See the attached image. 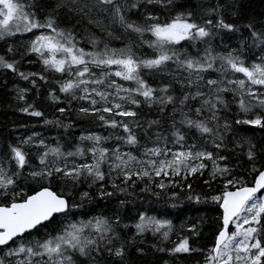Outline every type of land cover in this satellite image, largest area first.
Masks as SVG:
<instances>
[{"label":"snow or ice","instance_id":"snow-or-ice-1","mask_svg":"<svg viewBox=\"0 0 264 264\" xmlns=\"http://www.w3.org/2000/svg\"><path fill=\"white\" fill-rule=\"evenodd\" d=\"M149 5H159L165 10L164 17ZM66 6L64 0H0V39L32 33L27 51L38 57L46 71L61 74L56 81L59 92L72 100L85 101L86 106L78 109L80 114L93 116L104 126L122 129V134L116 137L114 146H106L104 142L110 136L81 132L77 143L63 150L59 142L53 146L33 132L0 148V264H114L113 257L119 258L121 264H132L125 259L132 241L146 233L169 240L174 229L172 220L150 214L149 210L138 211L132 223L135 231L129 238L121 234L128 225L122 224L119 214L83 219V214L73 211L81 204L70 199L63 189L84 177L90 184L100 182V197L112 195L105 192V183L120 192L137 181L144 184L141 191L152 192L153 184L160 190L169 185L191 190L187 177L204 172L208 179L203 182L209 187L213 182L222 184L216 194L204 197L217 204L219 210L211 242L194 249L190 235L177 232L172 247L164 249L153 244L152 248L169 253L199 251L202 264H264V145L257 148L250 138L240 135L232 120L220 116L222 109L235 104V125L264 129V21L249 19L242 26L235 20L229 22L221 14L219 4L209 3L197 15L175 0H96L94 7L108 20L101 29L105 36L114 37L111 26L120 25L126 33L138 36L140 44L153 49L151 55L140 56L133 50L131 39L115 48L104 37L90 34L91 48L79 46L76 31L58 23L57 10ZM178 7L182 10L177 11ZM232 8V15L240 19L242 0H233ZM133 10L140 13L136 20L130 19ZM89 23L100 25V21ZM241 27L248 35L238 48L225 44L223 51H217L210 42L221 30L228 36L240 32ZM146 33L152 38L145 39ZM180 41L191 42L195 54L178 49ZM197 41L206 46L197 48ZM245 49L250 55L245 54ZM8 51H12L11 45ZM0 68L11 70L24 80L35 76L47 79L42 73L19 71L16 61L4 56H0ZM143 69L167 72L171 80L154 87L142 74ZM173 81L181 89L179 95L170 94ZM31 83L35 85L36 80L33 78ZM26 91L19 89L18 99L24 100ZM54 92L55 89L50 91L49 96L57 101L60 97ZM228 92L231 100L226 99ZM142 104L160 105V112L165 111L164 105H174L169 127L155 132L144 143L133 131L141 127L135 120L138 113L133 106ZM29 109L30 115H43L31 104L19 110L29 113ZM57 111L63 113L65 109ZM148 124L159 122L152 120ZM193 128L199 137L193 136L189 141L187 130ZM228 131L233 135L231 149L225 141ZM169 143L172 147H168ZM25 146L36 147L34 159L38 163L32 162ZM242 156L246 157L243 162ZM233 158L236 164L232 163ZM237 165L248 175L234 174ZM157 177L160 179L155 180ZM21 178L35 187L21 183ZM152 194L161 197V192ZM167 195L173 201L178 198L176 191ZM185 198L199 202L201 196L193 197L190 192ZM85 199H92L89 192H80V200ZM180 227H184L183 223ZM187 227L192 237L197 236L196 224ZM41 229H45L42 234ZM135 252L146 254L138 246Z\"/></svg>","mask_w":264,"mask_h":264},{"label":"trees","instance_id":"trees-1","mask_svg":"<svg viewBox=\"0 0 264 264\" xmlns=\"http://www.w3.org/2000/svg\"><path fill=\"white\" fill-rule=\"evenodd\" d=\"M48 2H51V0H48ZM175 3L182 5L183 9L193 11L197 15L200 14L201 7L209 3L212 5L219 4L221 6V14L225 16L229 22L235 20L236 23L241 24V26L246 24L249 19H253L257 22L264 21V0H242L243 15L240 19L232 15L233 0H175ZM148 7L155 8L161 18L164 17L165 10L159 5H149ZM176 10L179 11L182 9L178 7ZM44 11H46V9ZM57 15L59 17L58 23L60 27L72 28L76 31L79 46L81 47L86 49L91 48V45L88 43L90 34H95L96 36L107 39L103 33L86 23L81 16L79 17L75 13H71L66 9H58ZM129 15L130 19L136 20L140 13L133 10ZM120 28L124 37H126L128 41L131 39L133 44L135 46L137 45V47L133 49L136 51L137 55L147 56L152 54L153 49L149 48L147 45L140 44V38L138 36L126 33L122 27ZM22 33L23 32L16 33L13 36L0 39V56H4L5 59L8 60H15L19 71L25 73H42L47 79L41 80L39 76H35L29 77L28 80H24L11 70L0 68V148H3L8 142L15 143L18 139L29 136L35 132L40 138L45 139L47 143L55 146L57 142H59L63 150H68L77 143V139L81 135V132L87 133L89 131L95 132L101 136H110L111 138L105 141L104 144L106 146H114L117 142L116 137L122 134V129H113L104 126L100 124L99 121H95L93 116L80 114L78 109L82 106H86V102L72 100L71 96L68 94L59 92V85L56 81L61 78V74L51 70L46 71L38 57L34 53L27 51V42L16 43V37H21ZM247 35L248 33L243 31L242 27L240 32L228 36H225L224 31L221 30L217 36L211 38L210 42L217 51H223V45L225 44L229 48L240 47V41ZM144 38L151 39L152 37L150 33H146ZM107 40L111 47L121 48L123 46L121 41ZM7 43H15L11 52L8 51ZM205 46L206 45L201 44L199 41L196 42V47L201 50ZM176 47L178 49H187L192 54L196 52V48L192 47L191 42L186 43L185 41H180ZM253 51H255L254 48ZM245 54L250 55L247 49H245ZM172 70H175L174 65H172ZM152 72L153 74H151ZM142 74L154 87L158 86L161 81L169 82L171 80L167 72H154L153 70L143 69ZM213 75H215V73H213ZM33 78L36 80L35 85L31 83ZM124 83L131 86L130 82ZM21 88L27 89L23 94L25 97L24 100L18 99V90ZM53 89H55L54 94L60 97L57 101H53L49 96L50 91ZM180 91L179 85L175 84L173 81V88L170 94L179 95ZM225 95L226 99L231 100V92ZM28 104H31L33 108L41 111L43 115L40 117L30 115L32 109H29V113H24L19 110L21 107H26ZM160 107V105L149 107L143 104L138 107L133 106L134 110L138 113L135 120L141 126L140 128H134L133 131L137 132L142 143L149 141V137L155 132L169 127V114L174 105H164V112L159 111ZM58 108H64L65 111L61 113L57 111ZM255 110L259 111L260 109L257 108ZM220 115L222 118L232 120L233 126L238 128L240 135L250 138L257 148L264 145V129L259 126H237L234 124V120L237 118V106L235 104H230L228 109H222ZM124 119L129 120L132 118ZM44 120L50 122L44 123ZM152 120L158 121L159 124L149 126L148 121ZM64 125H68V127H64ZM177 126L180 127V125ZM187 131L189 141H191L193 136L199 137V134L194 128ZM145 133L148 135L145 136ZM232 140V132L228 131L225 134V141L228 143L229 149L232 148ZM84 143L86 144L88 142L85 141ZM168 147H172V145L169 143ZM25 149L32 155V162L38 163V161L34 159V154L37 151L36 147L25 146ZM125 150L130 149L126 148ZM240 159L241 162H243L246 157L242 156ZM232 163L236 164L235 158L232 159ZM25 171H27V169ZM105 171H107V166H105ZM233 173H243L245 176L248 175L240 165H237L233 169ZM172 179H175V177ZM205 179H208L207 172H204L203 175L194 174L193 176L187 177V183L192 185L191 190L187 187L183 189L180 187L173 188L171 185H169L166 190H160L153 184L151 186L152 192H161V197L159 199L154 196L152 192L141 191L144 184L139 181H137L135 185L129 184L125 192L114 190L111 185L105 183V192H111L112 195L100 197L98 195V184L100 182L90 184L86 178L81 177L78 183H75L74 186L72 183H69L63 191L70 194V199H74L76 203L81 204V208L73 211L78 215L83 214L81 217L83 219L97 214H103L105 216H111L113 213L119 214L122 217V224L128 225L127 228L123 229L121 234L129 238L132 237L135 231L132 227V223L138 211L149 210L150 214H157L172 220L174 229L172 233H170L169 240H161L151 233H146L143 237H136L132 241V244L128 246V254L125 258L126 261H130L132 264H197L199 261L200 264H202L203 257L202 253L199 251H193L191 253L161 252L152 248V245L156 244L164 249L172 247V241L177 239V232L190 235L194 249H200L211 242V235L215 228L216 217L219 210L217 204L211 201H205L204 197L216 194L222 189V184L213 182L212 186L209 187V185L203 182ZM20 182L27 183L29 188L35 187V184L30 181L25 182L23 178H21ZM116 183L120 184V179H117ZM57 184H59V182H57ZM54 190H59V188ZM83 191L89 192L92 199L81 201L80 192ZM171 191H176L178 193V198L174 201L170 200L167 195V193ZM190 192L193 197L196 194H200V201L197 202L195 199H186L185 197L189 195ZM120 201H124V203L120 204ZM172 203H175L176 206L171 207L170 204ZM71 218L76 219L75 216ZM182 223L184 227H180ZM191 224L197 225L198 232L195 237H192L188 231L187 226ZM44 231L45 229H41L40 233L42 234ZM36 235V233H33V236ZM137 246L144 248L146 254L142 256L136 253L135 247ZM81 259L83 260L84 258ZM112 259L114 264H121L119 258L113 257Z\"/></svg>","mask_w":264,"mask_h":264},{"label":"rangeland","instance_id":"rangeland-1","mask_svg":"<svg viewBox=\"0 0 264 264\" xmlns=\"http://www.w3.org/2000/svg\"><path fill=\"white\" fill-rule=\"evenodd\" d=\"M64 3L67 6L66 7H62L60 9H66V10H68L71 13H75L79 17L81 16L82 19L86 23L92 25L93 27H95L101 33H103L105 35L104 31H102L101 29L108 25V20L106 18V14L105 13H103L102 11H99L97 7H94V5H96V0H64ZM85 5H88V6L85 7ZM81 7H83V9H84L83 11L79 10ZM89 20L100 21V25L97 26L96 23H89ZM111 30L114 32L115 35H114V37H107V39L121 41L123 43V46L125 44L129 43V41L126 39V37H124V35L122 33V30H121V28H120V26L118 24H113L111 26ZM33 31H35V30H33ZM115 36H118L120 38L116 39ZM31 38H32V33L23 32L21 37H16L15 41H17L16 42L17 44L24 43V42L28 43ZM7 44H8L7 45L8 47H9V45H11V48L13 50L15 43L14 44L7 43ZM135 47H137V45L135 46L133 44V49ZM151 74H153V72ZM116 79L118 80V82H121V81H119V78H116ZM192 106L195 107V105H192ZM221 123H223V120L221 121ZM171 178H173V177H171ZM154 179L155 180H159L160 178L157 177V178H154ZM164 179L165 180L169 179V177H164Z\"/></svg>","mask_w":264,"mask_h":264}]
</instances>
